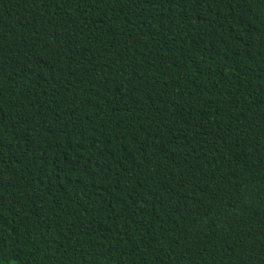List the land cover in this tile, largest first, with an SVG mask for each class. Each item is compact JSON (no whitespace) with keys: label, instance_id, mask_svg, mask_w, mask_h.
<instances>
[{"label":"trees","instance_id":"trees-1","mask_svg":"<svg viewBox=\"0 0 264 264\" xmlns=\"http://www.w3.org/2000/svg\"><path fill=\"white\" fill-rule=\"evenodd\" d=\"M264 264V0H0V264Z\"/></svg>","mask_w":264,"mask_h":264},{"label":"rangeland","instance_id":"rangeland-1","mask_svg":"<svg viewBox=\"0 0 264 264\" xmlns=\"http://www.w3.org/2000/svg\"><path fill=\"white\" fill-rule=\"evenodd\" d=\"M11 264V263H10Z\"/></svg>","mask_w":264,"mask_h":264}]
</instances>
